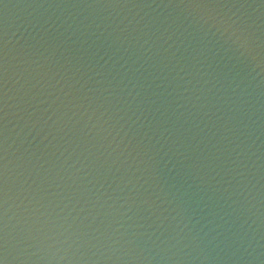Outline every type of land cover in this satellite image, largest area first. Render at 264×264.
Returning a JSON list of instances; mask_svg holds the SVG:
<instances>
[{
  "label": "water",
  "instance_id": "water-1",
  "mask_svg": "<svg viewBox=\"0 0 264 264\" xmlns=\"http://www.w3.org/2000/svg\"><path fill=\"white\" fill-rule=\"evenodd\" d=\"M7 264H264V0H0Z\"/></svg>",
  "mask_w": 264,
  "mask_h": 264
},
{
  "label": "snow or ice",
  "instance_id": "snow-or-ice-1",
  "mask_svg": "<svg viewBox=\"0 0 264 264\" xmlns=\"http://www.w3.org/2000/svg\"><path fill=\"white\" fill-rule=\"evenodd\" d=\"M2 111V109H0ZM3 142L0 139V264H7L5 257L3 256L4 250V232H3V202H4V186H3Z\"/></svg>",
  "mask_w": 264,
  "mask_h": 264
}]
</instances>
